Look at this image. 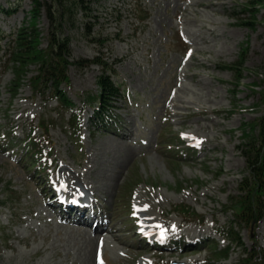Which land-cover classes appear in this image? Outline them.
<instances>
[{"label":"rangeland","instance_id":"1","mask_svg":"<svg viewBox=\"0 0 264 264\" xmlns=\"http://www.w3.org/2000/svg\"><path fill=\"white\" fill-rule=\"evenodd\" d=\"M252 2L98 0L90 4L96 16L90 31L78 12L64 30L69 61L113 66V80L127 95L117 103V130L90 134L86 107L78 113L84 121L77 139L71 110L61 112L55 99L32 92L35 65L19 87L3 66L0 134L14 146L22 147L25 134L48 142L56 165L27 171L21 151L0 145V264H82L95 225L106 230L98 233L93 264H261L252 257L264 256V218L236 225L243 246L237 245L227 237L236 220L224 208L246 175L238 149L243 131L264 115V5ZM0 5L14 10L0 12V31L9 34L0 41L3 54L10 35L31 22L32 3ZM36 24L45 49L44 12ZM100 74L97 63L68 67L63 87L75 105L97 93ZM80 192L94 209L85 223L79 219L87 212L80 215L68 203L65 212L59 203L62 195L71 202ZM181 207L192 216L173 212ZM150 222L156 235L144 228ZM246 252L254 254L241 262Z\"/></svg>","mask_w":264,"mask_h":264},{"label":"trees","instance_id":"2","mask_svg":"<svg viewBox=\"0 0 264 264\" xmlns=\"http://www.w3.org/2000/svg\"><path fill=\"white\" fill-rule=\"evenodd\" d=\"M98 0H31L32 8L29 11L30 23L20 27L16 33L10 35V39L5 42L4 54H0V72L3 66L10 67L16 75L15 85L19 87L25 77L30 65L36 66L35 75L30 78L29 84L33 93L41 97L50 96L56 100L58 109L70 111L73 122L71 126L75 132L78 128V115L73 100L70 99L64 90L63 85L68 84V67L75 66L80 69L86 68L89 64L97 63L101 69V74L97 80L98 91L88 94L82 101L83 106L92 108V115L89 118L90 126L93 129H107L112 123L120 119L115 113L118 101L126 100L125 89L112 78L115 71L112 65H108L97 59L83 60L78 59L74 62L70 58V39L64 35V30L73 27L76 22V14L82 13V17L89 19L84 26L88 31L91 27V18L96 16L90 10V4ZM263 4L264 0H253L252 4ZM0 11L5 15H12L13 9L6 10L0 5ZM44 12L47 22V47H40L41 37L37 28V21ZM90 34V33H89ZM0 31V41L7 37ZM230 70L233 66L226 67ZM262 102L264 105V90L262 91ZM80 121V120H79ZM249 132L242 134V141L238 145L245 161V172L239 182L237 195L229 198L230 208L233 210L237 225L257 224L264 218V115L258 118L254 126H249ZM14 138L13 134H9ZM0 134V145H3ZM49 144L42 140H37L29 134H25L24 152L31 160L28 163L27 171H32L37 165L41 168L42 159L45 157V145ZM42 169V168H41ZM238 243L241 244L237 236ZM247 257L241 262L247 261L254 254L246 252ZM254 261L264 264V256L254 255Z\"/></svg>","mask_w":264,"mask_h":264},{"label":"bare ground","instance_id":"3","mask_svg":"<svg viewBox=\"0 0 264 264\" xmlns=\"http://www.w3.org/2000/svg\"><path fill=\"white\" fill-rule=\"evenodd\" d=\"M105 180V182H106V180L108 181V182H111V179L109 180V179H104ZM106 186V185H105ZM101 190V189H100ZM84 192H80V194L78 195H76L75 197H73V198H76V199H73V198H71V202L72 201H81V200H83L82 198H84V197H82V196H84V194H83ZM68 196L69 195H67V194H65L64 196H63V199H68ZM62 201V202H67V201ZM87 202H89L88 201V199H87ZM145 220V219H144ZM161 220H162V218L160 219V220H157L159 223H160V225L162 226V224H161ZM89 221H91V220H89ZM147 221V220H146ZM165 222V221H164ZM153 223L152 222H150V223H148V224H146L145 226H144V228H146V229H148V230H151L153 233H155V230H154V228H153ZM165 225V224H164ZM163 225V226H164ZM166 226V225H165ZM96 229H94V233L93 232H90V233H88L89 235L86 237L87 239H86V244H87V246H88V252L87 253H85V255H84V259H83V262H82V264H93V263H95V258H94V254H95V251H96V247H97V244H98V242H99V240H100V238H101V236H100V238H99V234L98 233H100L101 231H103L104 229L103 228H101V229H98L97 228V226L95 227ZM167 228V227H166ZM162 232H161V234L160 235H162V233H163V230H161ZM148 232V231H147ZM152 233V234H153ZM155 235H156V233H155ZM111 236V235H110ZM111 237H114V236H111ZM100 244V243H99ZM85 248V247H84ZM80 250H82V249H80ZM82 259V258H81Z\"/></svg>","mask_w":264,"mask_h":264}]
</instances>
